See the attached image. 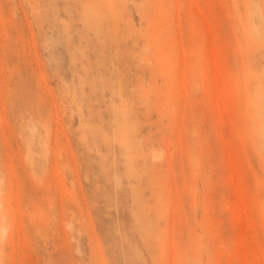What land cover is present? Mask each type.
<instances>
[{
  "label": "rangeland",
  "instance_id": "obj_1",
  "mask_svg": "<svg viewBox=\"0 0 264 264\" xmlns=\"http://www.w3.org/2000/svg\"><path fill=\"white\" fill-rule=\"evenodd\" d=\"M0 264H264V0H0Z\"/></svg>",
  "mask_w": 264,
  "mask_h": 264
},
{
  "label": "bare ground",
  "instance_id": "obj_2",
  "mask_svg": "<svg viewBox=\"0 0 264 264\" xmlns=\"http://www.w3.org/2000/svg\"><path fill=\"white\" fill-rule=\"evenodd\" d=\"M2 230L5 231V230H7V228L6 227H3Z\"/></svg>",
  "mask_w": 264,
  "mask_h": 264
}]
</instances>
